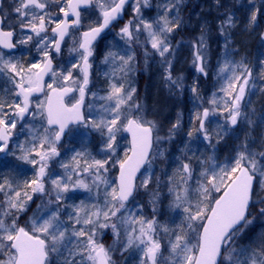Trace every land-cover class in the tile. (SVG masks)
Returning a JSON list of instances; mask_svg holds the SVG:
<instances>
[{"label": "snow or ice", "instance_id": "obj_1", "mask_svg": "<svg viewBox=\"0 0 264 264\" xmlns=\"http://www.w3.org/2000/svg\"><path fill=\"white\" fill-rule=\"evenodd\" d=\"M236 4L214 0L223 45L213 65L206 19L187 39L180 35L189 24L184 0H163L152 18L143 11L151 0H0V166L33 172L22 185L0 175V264H116V252L138 264H264V233L239 243L249 225L264 220V150H254L251 138L264 124V113L253 119L251 100L264 93V59L255 76L245 59H234ZM126 6L132 16L101 60L106 87L94 91L97 42ZM247 7L246 31L258 26L264 0ZM185 47L200 76L216 77L210 98L198 80L187 86L182 73L174 75ZM157 57L169 93H192L186 132L183 112L165 128L138 98L137 68ZM241 126L248 131L220 159L217 145ZM124 134L130 141L122 149ZM177 137L180 154L169 160L164 146ZM84 141L95 142V155ZM157 161L172 172L157 174ZM34 197L40 203L33 210ZM166 213L172 215L161 223Z\"/></svg>", "mask_w": 264, "mask_h": 264}, {"label": "rangeland", "instance_id": "obj_2", "mask_svg": "<svg viewBox=\"0 0 264 264\" xmlns=\"http://www.w3.org/2000/svg\"><path fill=\"white\" fill-rule=\"evenodd\" d=\"M158 2H159V0H154L153 4H152V6L155 7L156 13H157V7H156L157 5L156 4ZM228 5H231L229 3V1H228ZM145 10H150V8L149 9H143V11H145ZM188 27L190 28L191 26H188ZM261 27H264V18L262 19V23L261 24L258 23V26L255 27L254 29H252L251 27H249L247 31L244 30L245 27L242 29V31L240 33H241V39L242 38L243 39L239 43L240 47L235 48L237 50V55L234 57V59L237 62H239L242 58L245 59L247 61V63L249 62L248 57L251 56V53L253 51L252 50L253 48L249 49V45L251 43H253V40H254L253 38L260 40V36L257 37V34H258V31L261 29ZM118 31H119V29L116 30V32H118ZM188 31H189L188 33H190V30H188ZM185 36L188 37V35H185ZM217 37H218V35L214 37L216 42L214 43V41H213V43L211 44V49H212V60H211V62L213 65H215L216 60H217V50L219 48L220 51H222V45H223V40H221L219 44L217 43ZM214 47L217 48L215 52H214ZM245 51H246V53H245ZM184 53L187 55L186 60L188 61L189 67H192L191 49L185 47L180 52V54L178 55V58L175 62V70H176V68L179 67V61L181 59H182V63H183L184 58L182 56H184L183 55ZM177 63H178V66L176 67ZM100 65H101V68L99 67ZM94 69H95V74H94L93 79H94V83H95V88H93V90L95 91L97 89L106 87L105 78L102 74L103 71H105L106 69L101 64V62L98 65H96L94 67ZM180 73L183 74V76L185 77V80H186L187 76L183 71H179L176 74H180ZM161 77H162V70L159 67V57H157L155 61L149 60V64H148L147 68H145L143 62L141 61L140 65L137 68V72L135 74V86L137 87V90H138V98L141 100L142 103H144L147 106L149 111L153 114L149 118H153V116H154V118L156 120H158V119H161L163 115L166 116V114H169V116H168L169 120L168 121H170V119H172V120L174 119L173 121H175L177 118V115L173 116V112L168 111L169 109H172L173 105L175 106V103H173L172 96H170L169 99L165 98V95L167 93V88H165L164 82H163ZM185 80H184V83H186ZM212 80L214 83L212 82L211 83L212 86H210V88H208L211 90V92H209V93L206 91L201 92V94H204L202 96H204L205 99L210 98L211 94L213 92H215L217 90V88L219 87V85L216 83V77L215 76L213 77ZM138 88H141V90H139ZM202 89L206 90V88H201V90ZM148 96H150L151 98H148ZM160 98H163L162 103L164 106H162V109H159L158 105H157V102L159 101ZM177 98L178 99H177L176 105L182 104L181 96L179 95V97H177ZM251 100H252V107L256 110L255 116L253 117V119L258 120V118L262 114L261 112H264V110H263L264 109V93L257 92L256 95L251 96ZM167 105L170 106L171 108L168 109ZM166 127H167V125L165 126V128ZM247 131H248V129L246 126H241V128L237 129V131L234 132L231 136L225 137V139L223 141H221L219 145H217V148H218V152L216 153L217 156H219L220 159H224L226 156L233 154V150H234L236 144L239 142L236 139V136H240L241 138H243L244 132H247ZM251 138L256 141V143L252 145L254 150H256V151L264 150V124H259L258 126L255 127L254 131L251 132ZM179 141H180V137H177L176 142H179ZM84 142L88 144L89 151H91L95 155V152L97 151V149L95 147V142L94 141L91 143H88L87 141H84ZM74 144H75V147L79 148L80 144H81V139L77 138V140L74 142ZM127 146H128L127 139L121 141V148L122 149L127 147ZM164 147L168 148L167 145H165ZM121 155H122V152H121ZM166 155H168V154L166 153ZM70 156H71V153H68V157H70ZM68 157H65V158L67 159ZM97 158L99 159L101 157L97 156ZM9 160H12V158L9 157ZM12 163L14 164L15 162L12 161ZM166 164H167V161H157V164H156L157 174L160 173L161 169H167V171L170 172L169 167ZM23 167L26 169V171L23 173L25 175L24 178L19 177L18 180L15 181L16 183L19 182V184H21V185L23 184L24 180H27V178H33V172H32L31 166L24 165ZM10 168H11V166H9V167L1 166L0 171L5 176V173H7V171ZM56 170L62 171L61 169H59L58 166H57ZM34 199H35L36 203L31 204V209H33V210L35 209L36 204L40 203V200L38 198L34 197ZM148 199H149V197L147 195L142 194L139 197V202L144 203L147 206ZM166 203H167V201H165V204ZM147 213L150 214V208L147 209ZM28 215H31V211H29ZM170 215H172V214L166 213L164 216L160 217L161 223H166L168 221ZM256 225L264 227V220L258 219L252 225H249L248 228L246 229V231L244 232V234L240 237L239 242H243L249 237H252V238H254L253 240H256V238L262 234V231H264V229H262V230L257 229V230H255V232H252L253 231L252 229ZM104 243L106 246L112 244V235H111L110 230L107 232V234L104 237ZM121 257L122 256L120 255V253L116 252L113 255V260H115L116 263H121L122 261L119 260V258H121ZM118 261H120V262H118Z\"/></svg>", "mask_w": 264, "mask_h": 264}, {"label": "trees", "instance_id": "obj_3", "mask_svg": "<svg viewBox=\"0 0 264 264\" xmlns=\"http://www.w3.org/2000/svg\"><path fill=\"white\" fill-rule=\"evenodd\" d=\"M229 1V3L231 4V5H233V4H235V0H228ZM248 3H249V0H239V4H236V7H240V10L239 11H237L236 12V16L239 18V21H240V26L239 27H237L235 30H232L233 31V34H232V37H231V39H232V41L234 42V48H239L240 46H239V43L242 41V39H241V31H242V29L245 27V25L247 24V20H246V17L250 14V11H249V9H248ZM256 3H257V5L259 6V0H256ZM241 5H243V7H241ZM214 16L216 17L217 16V13H216V11L214 12ZM264 18V13H262V14H260V15H258V23L259 24H261L262 23V19ZM189 29H191V28H189L188 27V30ZM187 30V32H185V33H182V35L183 36H185V35H187V33L189 32ZM235 32V33H234ZM261 33H264V27H261V29L258 31V34H257V37L258 36H260V34ZM239 35V36H238ZM188 37H186L185 36V39H187ZM254 40H253V43H251L250 45H249V49H252L253 51H252V53H251V56L250 57H248L249 58V62H248V65H249V67H252L253 68V75L255 76V75H258L259 73H260V71H261V68H260V63H259V61L261 60V59H264V44H262V42H261V40H258V39H256V38H253ZM222 40V38L220 39V41ZM213 41H214V43L216 42L215 41V39L213 38L211 41H210V44H212L213 43ZM220 41H219V43H220ZM261 44V45H260ZM217 45V44H216ZM215 45V46H216ZM216 49L217 48H215L214 47V50L216 51ZM214 51V52H215ZM184 56H182L184 59H183V63H182V59L179 61V67H178V69L176 68V70H175V72H174V75L178 72V71H183L185 74H186V76H187V79L185 80L186 81V83L185 84H187V86H190L191 85V82L193 81V80H195L194 78H193V73H191V70L192 69H194V67L192 66V67H189V64H188V61L186 60V54L184 53L183 54ZM178 66V63H177V65H176V67ZM166 88V87H165ZM139 90H141V88H138ZM199 90H200V93L201 92H211V90L210 89H208V88H206V90H201V88H199ZM179 93H173V94H170L169 93V91L167 90V93H166V95H165V98H168L169 99V97L170 96H172V99H173V103H175V106L173 107L172 106V109H169V108H171L170 106H168V111H172L173 112V116L174 115H177V113L178 112H183V123H184V131L186 132L187 131V129H188V124H189V120H190V118H191V116H192V113H193V111L195 110V108H194V104L192 103V93L186 88L185 89V91H184V93H183V96H181V98H182V104H179V105H176V103H177V97H179ZM201 95H204V94H201ZM148 98H151L150 96H148ZM162 99L163 98H160L159 99V101L157 102V105H158V108L159 109H162V106H164L163 105V101H162ZM264 110V109H263ZM261 113H264V112H261ZM168 116H169V114H166V116L165 115H163L162 116V118L161 119H158L164 126H166L167 125V127L168 126H170V124L172 123V122H174L172 119H170V121H168L169 120V118H168ZM157 120V121H158ZM166 127V128H167ZM181 145H180V142H176V143H174V144H171V145H167V147L171 150V156H169L168 157V159L170 160L172 157H174V156H177V155H179L180 153H179V151H178V149H179V147H180ZM200 147H201V150H203V145L201 144L200 145ZM168 167H169V165H168V162H167V164H166ZM169 170H170V172L169 173H171L172 172V168L171 167H169ZM0 175H3V173L0 171ZM4 176V175H3ZM5 176H7V177H9L10 179H13V180H18V178L20 177V178H24V174L22 175V174H18L16 171H13L11 168L7 171V173H5ZM27 179H31V178H27ZM19 183V182H18ZM262 230V229H264V227L263 226H254V228L252 229L253 231L252 232H255V230ZM262 233H264V231H262ZM256 234V233H255ZM254 238H252V237H249V238H247L245 241H243V242H239L240 244H242V245H248V244H250L252 241H254L253 240ZM119 260H121L122 262L121 263H116V264H138V262H137V260L133 257V255H131V254H129V253H125L124 254V256H122L121 258H119ZM118 262H120V261H118Z\"/></svg>", "mask_w": 264, "mask_h": 264}, {"label": "flooded vegetation", "instance_id": "obj_4", "mask_svg": "<svg viewBox=\"0 0 264 264\" xmlns=\"http://www.w3.org/2000/svg\"><path fill=\"white\" fill-rule=\"evenodd\" d=\"M153 1L154 0H151V4H153ZM3 2L5 6H7L12 2V0H3ZM162 2L163 0H159V2L156 5ZM223 2L226 5H228V0H223ZM214 11H216L215 6H214V0H184V5L182 8V15L184 16L185 20L189 22L188 26H191L190 27L191 29H189L190 33H187V35L195 31H198L199 18L202 17L203 19H206L212 25V39L215 36H217L218 35L216 31L217 20H216V17L214 16ZM220 11L222 12L223 9H221ZM144 12L146 14L145 15L146 18L155 17L157 14L155 7L153 6L150 8V10H145ZM131 16H132L131 8L127 7V11L124 17L120 20L119 24H116L114 27L111 28L110 34H109V30L105 34H103L102 37H105L104 39L98 40L97 56H96L95 64L93 65V70H92L93 77L95 74L94 67L101 62L104 53L108 50L107 45H109V43L112 42L114 39L116 30H118L125 22H127L131 18ZM180 35H182V33ZM67 56H68L67 49H65L64 58H66ZM26 59H30V57H26ZM57 59H59V57ZM99 67L101 68V65ZM191 73H193V78L195 79L191 82V84H193L194 81L198 80V88H210V86H212L211 83L213 82L212 79L215 76L214 73L211 74L209 78H204L203 76H200L196 72L195 68L191 70ZM14 162L16 163V161Z\"/></svg>", "mask_w": 264, "mask_h": 264}, {"label": "water", "instance_id": "obj_5", "mask_svg": "<svg viewBox=\"0 0 264 264\" xmlns=\"http://www.w3.org/2000/svg\"><path fill=\"white\" fill-rule=\"evenodd\" d=\"M107 30H105V32H106ZM102 34H104V33H102ZM101 34V35H102ZM126 136H127V139H128V141H130V135L129 134H126Z\"/></svg>", "mask_w": 264, "mask_h": 264}]
</instances>
